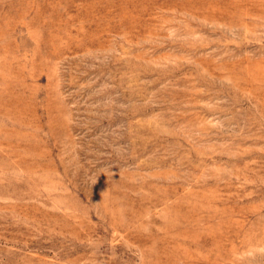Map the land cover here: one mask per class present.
Listing matches in <instances>:
<instances>
[{"label": "rangeland", "instance_id": "1", "mask_svg": "<svg viewBox=\"0 0 264 264\" xmlns=\"http://www.w3.org/2000/svg\"><path fill=\"white\" fill-rule=\"evenodd\" d=\"M0 264H264V0H0Z\"/></svg>", "mask_w": 264, "mask_h": 264}]
</instances>
